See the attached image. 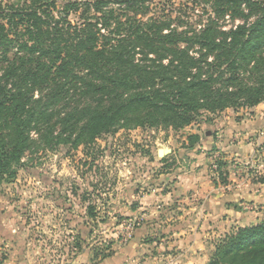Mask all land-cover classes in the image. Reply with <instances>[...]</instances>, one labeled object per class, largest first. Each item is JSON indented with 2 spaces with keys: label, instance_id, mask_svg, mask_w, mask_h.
<instances>
[{
  "label": "trees",
  "instance_id": "trees-1",
  "mask_svg": "<svg viewBox=\"0 0 264 264\" xmlns=\"http://www.w3.org/2000/svg\"><path fill=\"white\" fill-rule=\"evenodd\" d=\"M197 1L192 24L155 0H0V185L38 149L264 104V0ZM213 247L207 264H264V220Z\"/></svg>",
  "mask_w": 264,
  "mask_h": 264
},
{
  "label": "rangeland",
  "instance_id": "rangeland-1",
  "mask_svg": "<svg viewBox=\"0 0 264 264\" xmlns=\"http://www.w3.org/2000/svg\"><path fill=\"white\" fill-rule=\"evenodd\" d=\"M64 1L58 0L59 3ZM155 2L157 8L171 12L172 17L192 24L205 20L210 14L209 8L206 11L197 0ZM70 18L73 20L75 16ZM224 20L226 26L231 24L228 16ZM227 109L231 113L248 109L243 116L235 117L233 113L231 117L236 119H248L252 115L249 108H226L215 114L203 113L181 129L122 128L103 135L86 147L61 145L54 150L38 149L27 153L23 158L25 165L18 168L16 177L0 185V213L8 212L6 219H12L8 223L25 241L27 263L62 264L72 259V253L82 247L91 250L94 257L108 254V246L115 241H124L126 222L132 221L137 227L142 221L140 215L124 213L125 207L133 203L130 198L129 202L126 201V189L132 187L149 192L164 183L167 187V183H172L180 172L192 168V161H197V157L195 159L191 152L186 155L190 151L188 135L196 134L200 140L206 130L219 132L222 130L221 114ZM260 110L264 112V106ZM258 127L252 132L264 136V125ZM254 145L256 151L243 160L226 158L218 151L208 149L207 155L203 153L202 157L206 158L204 166L218 182L219 169L212 166L214 157L217 164L226 165L221 168L222 172L227 170V180L230 176L234 182L244 178L257 179L264 176V140H255ZM163 147L170 148L171 152L161 157L157 150ZM232 165L240 166L241 170L232 168ZM89 204L94 207L95 217L87 214ZM252 209L251 212L261 210L264 220L262 205L255 204ZM232 228L225 231L220 228L213 234L208 240L211 247L214 248V242ZM2 242L0 264H4V259L9 256Z\"/></svg>",
  "mask_w": 264,
  "mask_h": 264
},
{
  "label": "crops",
  "instance_id": "crops-1",
  "mask_svg": "<svg viewBox=\"0 0 264 264\" xmlns=\"http://www.w3.org/2000/svg\"><path fill=\"white\" fill-rule=\"evenodd\" d=\"M262 106L259 103L249 108L252 115L248 119L233 118L234 112L228 109L222 112V130L203 132L199 143L186 153L197 157L192 161L194 166L180 172L167 187L164 183L149 192L126 189V201L130 198L133 203L125 207L124 213L140 215L142 219L129 241L113 242L105 256L94 257L86 247L77 248L72 259L62 264H207L213 249L208 240L220 228L225 231L259 223L263 212L251 211L255 204L262 205L264 211V185L246 178L234 182L232 176L227 184L215 185L211 171L204 166L206 158L202 157L208 149L226 158L243 160L251 156L256 151L255 140H264L259 132H252L264 125ZM245 111L248 109L234 115L243 116ZM232 168L241 170L240 166ZM7 214L0 213V241L9 254L4 264H29L25 259L27 245L8 223L12 219H6Z\"/></svg>",
  "mask_w": 264,
  "mask_h": 264
},
{
  "label": "built area",
  "instance_id": "built-area-1",
  "mask_svg": "<svg viewBox=\"0 0 264 264\" xmlns=\"http://www.w3.org/2000/svg\"><path fill=\"white\" fill-rule=\"evenodd\" d=\"M212 166L213 168H217V163H216V157H214L213 161H212ZM134 223L132 221H128L125 223L124 225V234H123V240L122 242H126L133 234V231H134ZM128 238V239H127Z\"/></svg>",
  "mask_w": 264,
  "mask_h": 264
},
{
  "label": "water",
  "instance_id": "water-1",
  "mask_svg": "<svg viewBox=\"0 0 264 264\" xmlns=\"http://www.w3.org/2000/svg\"><path fill=\"white\" fill-rule=\"evenodd\" d=\"M207 134H209V131H207ZM170 151H171L170 148H168V147H163V148L157 150V154H158L159 156L162 157V156H164V155L170 153Z\"/></svg>",
  "mask_w": 264,
  "mask_h": 264
}]
</instances>
